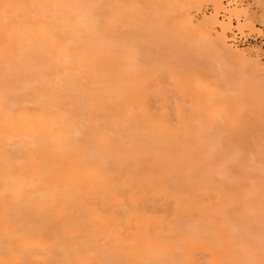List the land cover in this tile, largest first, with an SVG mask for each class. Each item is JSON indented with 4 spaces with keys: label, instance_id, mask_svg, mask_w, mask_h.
I'll use <instances>...</instances> for the list:
<instances>
[{
    "label": "bare ground",
    "instance_id": "6f19581e",
    "mask_svg": "<svg viewBox=\"0 0 264 264\" xmlns=\"http://www.w3.org/2000/svg\"><path fill=\"white\" fill-rule=\"evenodd\" d=\"M138 1L0 0V264H264V65Z\"/></svg>",
    "mask_w": 264,
    "mask_h": 264
},
{
    "label": "rangeland",
    "instance_id": "374dc122",
    "mask_svg": "<svg viewBox=\"0 0 264 264\" xmlns=\"http://www.w3.org/2000/svg\"><path fill=\"white\" fill-rule=\"evenodd\" d=\"M233 2H227L226 0H223L222 5L216 8L211 0H194L190 3L185 2V6L183 10H180L177 12L176 8H168L163 3L162 0H139L136 3V6L134 8L139 10V14H133V9L127 6V8H130L129 10H132V14L129 13L128 10L126 13L122 14H114L115 7L109 6L107 11L110 12L109 17H118L121 18V20L126 21H132L136 20L139 22L140 19H146L151 22L154 21V18L160 17L163 20H167L169 22V27L174 26L178 23H181L184 18L187 17V13L190 14L192 18H194L195 24L197 23H206L207 21H212L213 17L216 16L220 21L223 22L224 26H227L231 24V30L229 32L225 33L226 39L228 40V46L233 51L242 52L244 54H247L249 58L252 60L258 61V63L263 66L264 65V58L260 55V50L257 47L248 48V49H240L230 44V34H232L235 30H238L240 32H249V34H258L261 35V31L258 29V26L264 25V0H232ZM177 4L184 3V0H177ZM221 13H224L222 16ZM249 14L251 16V20H247L245 17H240V19L237 18V16H243L245 14ZM139 17V18H138ZM138 18V19H137ZM237 18V19H236ZM148 21V22H149ZM134 22V21H133ZM156 22L154 21V24ZM203 23V24H204ZM249 23V24H248ZM147 23L146 25H148ZM153 22L149 25L152 26ZM153 24V26H154ZM248 24V25H247ZM125 27L118 28L122 29L123 31ZM135 28V27H134ZM137 28V27H136ZM142 28V27H141ZM146 28V26H143V30ZM141 30V29H140ZM124 31L128 35H138L141 33L138 28L129 31L128 28H125ZM147 31V30H146ZM125 33V34H126ZM216 33V34H215ZM223 33L222 28H219L214 31V36L220 35ZM126 34V35H127ZM127 35V36H128ZM264 67V66H263ZM253 80L254 83H256V86L264 85V77H261L259 75L253 74ZM166 82L168 83V86L170 88H173L172 86V80L168 76L163 77ZM258 83V84H257ZM154 87L151 88L152 92H154ZM264 114V113H263Z\"/></svg>",
    "mask_w": 264,
    "mask_h": 264
},
{
    "label": "built area",
    "instance_id": "2783aa9c",
    "mask_svg": "<svg viewBox=\"0 0 264 264\" xmlns=\"http://www.w3.org/2000/svg\"><path fill=\"white\" fill-rule=\"evenodd\" d=\"M227 2L233 1L226 0ZM221 15L223 16L224 13H221ZM258 29L261 31V35L235 30L230 34V44L240 49L257 47L260 50V55L264 58V25L258 26Z\"/></svg>",
    "mask_w": 264,
    "mask_h": 264
}]
</instances>
